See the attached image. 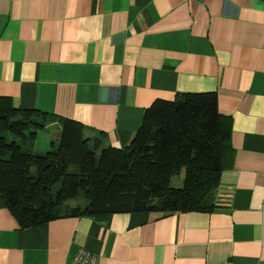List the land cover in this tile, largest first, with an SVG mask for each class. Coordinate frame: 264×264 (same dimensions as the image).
I'll return each mask as SVG.
<instances>
[{"label": "crops", "instance_id": "1", "mask_svg": "<svg viewBox=\"0 0 264 264\" xmlns=\"http://www.w3.org/2000/svg\"><path fill=\"white\" fill-rule=\"evenodd\" d=\"M213 92L233 155L207 206L21 228L0 196V264H264V0H0V97L124 149L156 100ZM50 149L60 125L49 122Z\"/></svg>", "mask_w": 264, "mask_h": 264}, {"label": "trees", "instance_id": "2", "mask_svg": "<svg viewBox=\"0 0 264 264\" xmlns=\"http://www.w3.org/2000/svg\"><path fill=\"white\" fill-rule=\"evenodd\" d=\"M52 121L60 125L57 142L33 152L27 145ZM83 131L0 97V196L21 228L68 216L209 210L233 155L229 119L213 92L156 100L124 149L101 148ZM182 172V187H171ZM76 199L83 206H65Z\"/></svg>", "mask_w": 264, "mask_h": 264}, {"label": "rangeland", "instance_id": "3", "mask_svg": "<svg viewBox=\"0 0 264 264\" xmlns=\"http://www.w3.org/2000/svg\"><path fill=\"white\" fill-rule=\"evenodd\" d=\"M48 138H49L48 128L40 130L37 134L35 141L34 142L32 141V143L27 146L31 148L32 151L35 150L33 148L34 146L36 149L44 150L45 146L47 147L49 145ZM182 184H183V172L180 175L174 176L170 182V186L173 188H181ZM83 204H84V200L76 199V200H70L66 202L65 206L68 208V207H74L77 205L83 206Z\"/></svg>", "mask_w": 264, "mask_h": 264}, {"label": "built area", "instance_id": "4", "mask_svg": "<svg viewBox=\"0 0 264 264\" xmlns=\"http://www.w3.org/2000/svg\"><path fill=\"white\" fill-rule=\"evenodd\" d=\"M70 264H98V257L89 250L81 249Z\"/></svg>", "mask_w": 264, "mask_h": 264}]
</instances>
